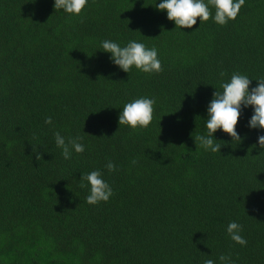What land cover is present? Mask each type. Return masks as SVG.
<instances>
[{"label": "trees", "instance_id": "obj_1", "mask_svg": "<svg viewBox=\"0 0 264 264\" xmlns=\"http://www.w3.org/2000/svg\"><path fill=\"white\" fill-rule=\"evenodd\" d=\"M161 2L88 0L77 16L54 0H0V264H264V129L248 127L252 106L241 105L239 143L217 129L213 153L195 139L222 83L240 73L251 91L264 78V0L223 26L209 6L192 28ZM104 40L156 48L163 70L124 72ZM142 97L156 101L150 125H119ZM55 132L82 137L84 152L64 159ZM93 170L113 190L96 205L80 187Z\"/></svg>", "mask_w": 264, "mask_h": 264}, {"label": "clouds", "instance_id": "obj_2", "mask_svg": "<svg viewBox=\"0 0 264 264\" xmlns=\"http://www.w3.org/2000/svg\"><path fill=\"white\" fill-rule=\"evenodd\" d=\"M88 0H54L55 9H63L71 15H80ZM245 4V0H162L156 5L158 10L167 12V19L174 21L176 27L192 28L197 23L206 22L212 16L210 7L215 8L214 21L218 25H226L230 20H234L241 7ZM104 52L110 53V59L121 70L128 73L134 66L136 69L144 73H159L162 66L158 59L156 48H146L143 43L135 40L129 41L126 46L121 47L118 43L111 40H104L101 44ZM224 72L220 73L223 77ZM257 86L249 91L251 80L240 73H234L230 82L222 83V92L215 91L213 99L210 101L207 113L208 119L206 128L207 136L198 135L195 139L205 150L213 153L219 152L221 144L215 143L213 133L217 129L222 130L232 138V141L239 143L241 137L236 131V125L241 115V105L244 107L252 106L253 115L251 116L248 127L264 129V78L257 81ZM155 98H138L127 103L120 112L118 118L119 125H127L132 129L137 127L146 128L153 119V105ZM52 118L47 117L45 124H51ZM115 134V133H114ZM113 134V135H114ZM55 143L58 148L62 149L64 159L71 158V152H84V145L78 141L82 137L70 138L65 142V138L59 132L54 133ZM260 148H264V136L258 137ZM36 159H41V154L36 151ZM135 163V161H133ZM106 168L109 172L115 170V165L110 161ZM87 182V185L85 184ZM90 186V194L86 198V202L90 205H96L100 202H107L113 195L110 185L103 179V175L99 170H93L86 175L80 177V187ZM242 225L232 221L227 226V232L232 241L245 246L246 239L240 234ZM219 260L224 264H232L230 256L221 255ZM204 264H214L212 259H207Z\"/></svg>", "mask_w": 264, "mask_h": 264}]
</instances>
